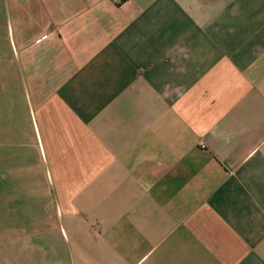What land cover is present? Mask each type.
I'll return each instance as SVG.
<instances>
[{"label":"crops","instance_id":"crops-1","mask_svg":"<svg viewBox=\"0 0 264 264\" xmlns=\"http://www.w3.org/2000/svg\"><path fill=\"white\" fill-rule=\"evenodd\" d=\"M0 264H264V0H0Z\"/></svg>","mask_w":264,"mask_h":264}]
</instances>
